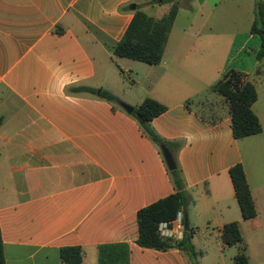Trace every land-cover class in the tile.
Here are the masks:
<instances>
[{
	"label": "crops",
	"instance_id": "1",
	"mask_svg": "<svg viewBox=\"0 0 264 264\" xmlns=\"http://www.w3.org/2000/svg\"><path fill=\"white\" fill-rule=\"evenodd\" d=\"M264 2V0H261ZM255 0H180L162 61L115 56L137 6L155 19L161 0H0V229L6 264H191L182 251L137 245L138 212L175 192L160 149L120 103L167 107L151 122L193 203L199 264H227L223 227L240 224L250 264H264V62L250 26ZM240 26V25H239ZM247 76L262 132L233 135L228 103L211 87ZM257 70L261 72L257 74ZM123 77L131 80L125 85ZM105 90L111 103L79 88ZM189 104V106L187 105ZM204 111L203 119L198 111ZM244 168L257 216L244 220L229 171ZM236 250V251H234ZM233 264V263H232Z\"/></svg>",
	"mask_w": 264,
	"mask_h": 264
},
{
	"label": "trees",
	"instance_id": "2",
	"mask_svg": "<svg viewBox=\"0 0 264 264\" xmlns=\"http://www.w3.org/2000/svg\"><path fill=\"white\" fill-rule=\"evenodd\" d=\"M161 3L171 4L170 11L161 19L148 16L139 10V6H137L134 18L126 33L114 48L115 56L149 65H159L161 63L168 38L180 9V0H161ZM250 33L260 37L261 45L256 58L259 63H262L264 62V2L261 0H255L254 21ZM260 72V70H257V74ZM78 90L95 94L111 103L119 102L109 91L85 87ZM211 91L222 96L228 103L233 135L236 139L246 138L262 132L261 123L252 110L258 94L254 84L247 79L245 74L230 70L223 75L218 83L211 87ZM187 105L189 106V104ZM166 110L167 107L162 103L147 98L135 108L132 114L140 123L145 134L160 149L163 147L167 148V143L153 130L151 122L165 113ZM198 113L203 119H206L204 111H198ZM169 173L174 183L175 192L142 208L138 212L139 237L137 245L144 249L163 252L177 249L186 254L191 264H199L201 253L196 250L193 244V229L190 232H185L183 239L178 242L163 239L159 234L160 224L174 221L179 212L183 214L184 221L187 210L193 203L192 196L185 187L177 164L176 169L169 171ZM229 174L243 219L250 220L255 218L257 209L243 166L241 164L235 165L230 169ZM222 239L227 247L235 246L238 248L233 264H250L247 244L243 238L239 223L226 224L222 229ZM83 256V250L80 247H65L61 250L63 264H82ZM0 264H6L1 229Z\"/></svg>",
	"mask_w": 264,
	"mask_h": 264
},
{
	"label": "built area",
	"instance_id": "3",
	"mask_svg": "<svg viewBox=\"0 0 264 264\" xmlns=\"http://www.w3.org/2000/svg\"><path fill=\"white\" fill-rule=\"evenodd\" d=\"M159 234L163 239L181 241L185 234L183 214L179 212L174 221L160 224Z\"/></svg>",
	"mask_w": 264,
	"mask_h": 264
},
{
	"label": "rangeland",
	"instance_id": "4",
	"mask_svg": "<svg viewBox=\"0 0 264 264\" xmlns=\"http://www.w3.org/2000/svg\"><path fill=\"white\" fill-rule=\"evenodd\" d=\"M161 5H163L165 9H167V8L170 6L169 3H161ZM253 17H254L253 9H251V10L249 9V10H247L246 12H244V16L241 17V20H244V21H241V22L239 23L240 26H239V25L237 26L238 29L242 31V30L244 29V27L246 28V27L250 26V19L252 20ZM244 24H245V25H244ZM243 25H244V27H243ZM123 81H124L125 85L131 83V80H129L127 77H123ZM200 111H203V110L200 109ZM233 249H236V247H234ZM197 251H198V250H197ZM234 251H236V250H234ZM198 252L206 256L205 251H203V252L198 251ZM234 254L236 255V254H237V251H236ZM227 255H228V257H227V259H226V263H227V264H232V263H233V260H231V258H232L231 256H232V255H230V252H229V254H227ZM235 255H234V257H235ZM234 257H233V258H234ZM200 258H201V257H200ZM200 258H199V260H200ZM188 259H189V258H188ZM190 263H191V262H190ZM201 264H209V257H206V259H205Z\"/></svg>",
	"mask_w": 264,
	"mask_h": 264
},
{
	"label": "water",
	"instance_id": "5",
	"mask_svg": "<svg viewBox=\"0 0 264 264\" xmlns=\"http://www.w3.org/2000/svg\"><path fill=\"white\" fill-rule=\"evenodd\" d=\"M120 106L128 114H133V112L135 110L134 107H132V106L126 104V103H120ZM162 152H163V156H164V159L166 161L168 170L169 171H174L176 169V163H175L171 153L169 152V150L166 147L162 148ZM184 230H185V232H190L191 231V227H190V223H189V219H188L187 215L184 218Z\"/></svg>",
	"mask_w": 264,
	"mask_h": 264
}]
</instances>
